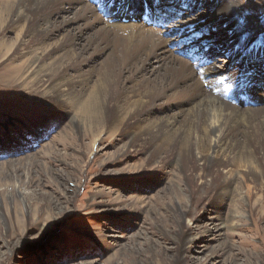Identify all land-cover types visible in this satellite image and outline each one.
Segmentation results:
<instances>
[{
    "label": "bare ground",
    "instance_id": "bare-ground-1",
    "mask_svg": "<svg viewBox=\"0 0 264 264\" xmlns=\"http://www.w3.org/2000/svg\"><path fill=\"white\" fill-rule=\"evenodd\" d=\"M193 1L14 0L6 2L9 16L0 30L23 25L17 40L31 53L20 73L27 92L55 104L75 129L86 128L93 145L103 135L122 136L123 153L137 151L141 162H199L198 184L206 192L212 183L203 173L207 162L240 167L220 172L236 179L253 178L254 164L264 165V29L252 36L244 23L246 37L235 25L243 19L235 4L211 0L225 27L221 35L210 13L193 15L202 6ZM219 52L228 61L217 67L208 54ZM29 176L14 175L4 195L25 203ZM257 178L264 181V174ZM176 206L179 225L186 211ZM222 210L203 220L225 223ZM215 233L205 230L191 240Z\"/></svg>",
    "mask_w": 264,
    "mask_h": 264
},
{
    "label": "rangeland",
    "instance_id": "rangeland-1",
    "mask_svg": "<svg viewBox=\"0 0 264 264\" xmlns=\"http://www.w3.org/2000/svg\"><path fill=\"white\" fill-rule=\"evenodd\" d=\"M8 1L14 0H0V29ZM224 1L242 12L235 25L246 37L264 29L262 0ZM193 3L202 4L193 15L210 13L222 35L212 1ZM22 27L0 30V264H264L261 162L251 169L253 178L242 179L220 173L240 167L207 162L203 173L212 183L203 192L199 162L181 169L176 162H141L137 151L123 153L122 136L103 135L93 145L86 128L75 129L55 104L27 92L20 73L31 53L17 40ZM208 56L217 67L228 61L224 52ZM28 174L25 203L9 200L4 193L12 191L14 175L24 180ZM177 204L186 211L179 225ZM220 207L225 223L203 220ZM205 230L215 236L191 240Z\"/></svg>",
    "mask_w": 264,
    "mask_h": 264
},
{
    "label": "snow or ice",
    "instance_id": "snow-or-ice-1",
    "mask_svg": "<svg viewBox=\"0 0 264 264\" xmlns=\"http://www.w3.org/2000/svg\"><path fill=\"white\" fill-rule=\"evenodd\" d=\"M262 2H264V0H262Z\"/></svg>",
    "mask_w": 264,
    "mask_h": 264
}]
</instances>
